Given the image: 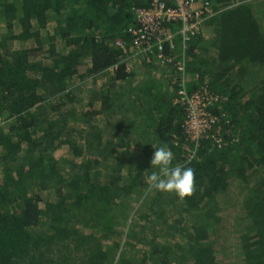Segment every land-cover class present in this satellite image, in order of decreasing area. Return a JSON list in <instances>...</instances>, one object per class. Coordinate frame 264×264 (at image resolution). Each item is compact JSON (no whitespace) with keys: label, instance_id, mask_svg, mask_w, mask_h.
<instances>
[{"label":"trees","instance_id":"16d2710c","mask_svg":"<svg viewBox=\"0 0 264 264\" xmlns=\"http://www.w3.org/2000/svg\"><path fill=\"white\" fill-rule=\"evenodd\" d=\"M209 1L186 47L177 23L165 46L189 92L221 96L225 142L188 164L176 67L129 31L152 0H0V264H264V0ZM152 144L194 169L191 197L150 188Z\"/></svg>","mask_w":264,"mask_h":264},{"label":"built area","instance_id":"2783aa9c","mask_svg":"<svg viewBox=\"0 0 264 264\" xmlns=\"http://www.w3.org/2000/svg\"><path fill=\"white\" fill-rule=\"evenodd\" d=\"M140 25L130 28L134 37L135 49L146 54L149 60L160 65L172 64L176 67L174 75H171L173 83L179 87L174 99L176 104L186 108L187 115L184 122L185 133L195 149L189 150L188 158L196 155V147L204 139L213 138L216 145H222L225 140L220 133V127H216L219 119L212 112V105L221 99V96L211 92L208 88L189 92L186 71V59L183 56L174 61L171 55L165 53V46L174 48L175 32L170 25L177 23L181 34L183 47L188 40L196 36L203 27V21L213 16V6L209 0H152L148 9L137 11ZM122 45L121 42L118 43Z\"/></svg>","mask_w":264,"mask_h":264},{"label":"clouds","instance_id":"9594fccd","mask_svg":"<svg viewBox=\"0 0 264 264\" xmlns=\"http://www.w3.org/2000/svg\"><path fill=\"white\" fill-rule=\"evenodd\" d=\"M154 147L150 161L152 171L147 177L150 188L159 192L174 193L180 200L191 197L196 190L195 171L187 164H173V152L166 146ZM191 157L188 158V164Z\"/></svg>","mask_w":264,"mask_h":264},{"label":"rangeland","instance_id":"374dc122","mask_svg":"<svg viewBox=\"0 0 264 264\" xmlns=\"http://www.w3.org/2000/svg\"><path fill=\"white\" fill-rule=\"evenodd\" d=\"M127 61H130V62H128V65H131L132 66V69H134V70H136L137 72H138V76H140L142 73H143V71L145 70V66L142 64V57H137L136 55L134 56L133 55V57L131 58V59H129V60H127ZM156 64H158V63H156ZM160 65V64H159ZM163 69H165V68H163L162 66H159L158 68H155V71H156V73L158 74V75H160L161 73H163ZM169 76H170V71H169V69H167V73H166V77L167 78H169ZM188 77H190V75H188ZM100 79V82H101V78H99ZM98 79V80H99ZM95 81V80H94ZM94 81H93V78L91 77V76H88V77H86L83 81H81L79 84H78V86H82L83 87V89H89V88H91V86H93V84H95L94 83ZM102 81H104V79L102 80ZM95 85H100V83H97V84H95ZM84 97L86 98L87 97V94H85L84 95ZM63 149H62V152H61V155H63V153H65L66 152V145L65 146H63L62 147ZM45 193V192H44ZM48 196V194H45L44 195V197H47ZM139 205H138V203H136V207H138ZM122 229H123V226H122ZM129 229V228H128ZM159 230H157V232H158ZM154 232V231H153ZM152 234H150V236H151ZM167 239V238H166ZM136 239H133L132 240V242H133V244L135 245V246H137L138 247V249H141L142 248V243H139V244H137L136 245ZM125 242L123 241V244H124ZM144 246V245H143ZM130 248H131V246H129ZM132 251H133V249H131ZM119 254V253H118Z\"/></svg>","mask_w":264,"mask_h":264},{"label":"bare ground","instance_id":"6f19581e","mask_svg":"<svg viewBox=\"0 0 264 264\" xmlns=\"http://www.w3.org/2000/svg\"><path fill=\"white\" fill-rule=\"evenodd\" d=\"M129 69H132V66H130Z\"/></svg>","mask_w":264,"mask_h":264},{"label":"crops","instance_id":"0c3cea01","mask_svg":"<svg viewBox=\"0 0 264 264\" xmlns=\"http://www.w3.org/2000/svg\"><path fill=\"white\" fill-rule=\"evenodd\" d=\"M157 77H160V75H157Z\"/></svg>","mask_w":264,"mask_h":264}]
</instances>
